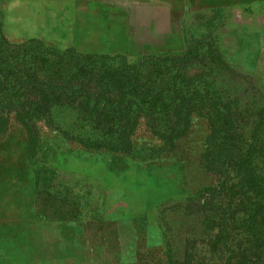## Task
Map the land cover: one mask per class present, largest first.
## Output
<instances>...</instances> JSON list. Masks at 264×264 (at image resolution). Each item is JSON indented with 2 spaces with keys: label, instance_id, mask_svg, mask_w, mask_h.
I'll list each match as a JSON object with an SVG mask.
<instances>
[{
  "label": "rangeland",
  "instance_id": "obj_1",
  "mask_svg": "<svg viewBox=\"0 0 264 264\" xmlns=\"http://www.w3.org/2000/svg\"><path fill=\"white\" fill-rule=\"evenodd\" d=\"M0 24L28 61L40 41L47 58L74 69L164 68L188 56L192 85L228 104L247 138L257 133L264 171V0H0ZM90 118L77 102L55 105L29 122L32 132L12 119L0 133V264H152L182 254L202 220L184 204L217 182L201 164L207 119L193 115L164 149L142 124L129 150H115L87 145L110 139Z\"/></svg>",
  "mask_w": 264,
  "mask_h": 264
},
{
  "label": "trees",
  "instance_id": "obj_2",
  "mask_svg": "<svg viewBox=\"0 0 264 264\" xmlns=\"http://www.w3.org/2000/svg\"><path fill=\"white\" fill-rule=\"evenodd\" d=\"M35 42L28 61L20 49L12 50L0 24V133L12 119L32 132L30 121L51 115L55 105L77 102L110 137L90 140L89 147L129 150L144 124L164 149L187 134L193 115L203 116L209 132L201 164L217 182L184 204L185 213L202 220L185 238L180 257L170 252L152 264H264V171L256 164L261 141L257 133L247 138L238 130L237 114L215 93L192 85L197 75L188 69V56L164 68L158 62L145 67L122 62L74 69L54 54L47 58L45 46ZM215 60L229 68L219 53ZM9 84L13 90L6 92ZM197 241L205 244L201 253Z\"/></svg>",
  "mask_w": 264,
  "mask_h": 264
}]
</instances>
